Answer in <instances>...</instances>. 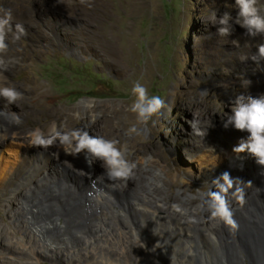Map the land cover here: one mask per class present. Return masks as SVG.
<instances>
[{
    "label": "rangeland",
    "instance_id": "374dc122",
    "mask_svg": "<svg viewBox=\"0 0 264 264\" xmlns=\"http://www.w3.org/2000/svg\"><path fill=\"white\" fill-rule=\"evenodd\" d=\"M257 6L264 15V0H257ZM0 7L10 9L13 24L23 25L26 31L19 40L9 33V50L0 56L11 72L9 86L26 91L22 97L31 104L49 102L54 112L46 119V111L37 105L33 110L36 120L25 123L28 132L13 135V144L4 143L5 160L14 165L18 156L31 155L35 146L29 129L39 128L47 135L55 123L61 131L79 128L116 141L117 147H126V158L135 166L128 180L109 181L100 161L93 163L90 172L83 154H73L71 147L58 140L47 149L35 147L50 173L42 180V189L27 196V216L39 209L33 199L39 193L38 203L55 210L61 225L68 220L60 237L67 239L68 249L58 258L41 254L56 263L31 254L35 244L21 242L22 234L12 220L15 211L25 215L24 193H16L10 201L13 208L0 202V232L9 230L27 256L10 255L3 250L2 240L0 264H215L230 257L215 252L214 245H227L230 239L238 244L245 264H254L239 233L220 222L216 225L205 203L207 193L217 190L212 184L214 173L220 176L228 170L232 178L251 181L241 185L243 205L228 197L234 219L238 222L264 214L263 168L257 164L246 179L245 167L239 171L230 167L235 156L247 165L255 160L247 152H233L230 132L235 128L224 127L232 104L221 105L222 100L240 94L264 95L255 90L264 86V61L248 69L264 36L251 37L234 22L229 36L218 34L224 13L233 21L237 17L236 0H0ZM137 82L166 105L147 125L131 111ZM32 89L35 97L27 95ZM84 101L92 107L88 112ZM3 116L0 111V129ZM194 121L203 134L193 130ZM211 142L215 143L213 157L203 158L202 150ZM46 151L51 153L49 162H45ZM145 198L153 199L157 213ZM172 211L195 218L188 222L174 219ZM157 226H176L187 231L189 239L175 233L156 237L162 251L151 253L142 235ZM58 239L53 243L63 246ZM123 242L126 253L120 254ZM140 251L150 252L155 260L144 261Z\"/></svg>",
    "mask_w": 264,
    "mask_h": 264
},
{
    "label": "clouds",
    "instance_id": "9594fccd",
    "mask_svg": "<svg viewBox=\"0 0 264 264\" xmlns=\"http://www.w3.org/2000/svg\"><path fill=\"white\" fill-rule=\"evenodd\" d=\"M236 5L239 11L234 21L227 12L219 18L218 34L229 36L234 22L246 29L247 34L251 37L264 36V15L261 14V10L257 6V0H236ZM9 33H12L16 40L26 35L23 25L13 24L12 11L0 7V56L9 50V45L6 42ZM251 60L256 64H261L264 61V44L258 46L257 53L251 57ZM5 71H8V66L4 60L0 59V97H3L8 104H15L22 99V94L14 87L5 86L7 81V76L4 75ZM247 83L251 84V81L249 80ZM132 94L135 96V100L131 105V111L136 114L139 122L147 125L154 117L162 114V110L166 106L164 99L158 95L150 96L146 87L139 82L134 85ZM202 94L206 95L207 90H204ZM231 104V115H228L224 121L225 129L232 126L238 131L250 134L246 140L241 139L239 141L238 145L233 148V152L251 154L255 157L257 164L264 168V95L253 97L240 94L235 96ZM11 116L13 119L9 121L10 124L19 125L22 123L20 116L15 113H11ZM198 125L199 122L194 121L193 130L198 135L203 134ZM29 136L32 145L42 149L51 147L58 140L61 145L71 147L73 154L77 156L83 154L89 167H92L94 162L100 161L105 170L104 174L109 181L128 180L135 167L126 158V147H117L116 141L90 135L84 129L61 131L53 123L47 135L36 128L29 132ZM3 140H7V136L0 132V141ZM212 184L217 190L207 193L208 199L205 201L207 211L213 219L223 225L232 230L238 229L239 225L234 219L228 197L231 195L243 205L245 195L241 185L251 184V181L245 183L239 178H232L230 173L225 171L214 178ZM173 208L180 211L176 205H173Z\"/></svg>",
    "mask_w": 264,
    "mask_h": 264
},
{
    "label": "bare ground",
    "instance_id": "6f19581e",
    "mask_svg": "<svg viewBox=\"0 0 264 264\" xmlns=\"http://www.w3.org/2000/svg\"><path fill=\"white\" fill-rule=\"evenodd\" d=\"M253 64H254V62L251 60L248 69L249 68L251 69ZM252 74L253 73H249V75H252ZM4 75L7 76V81H6V85L5 86H9L10 79H11V72L9 71V69H8V71L4 72ZM20 90L21 89H19L18 91L22 95H24L26 93V91H22L21 92ZM255 90L258 91L260 94H264V86H258ZM35 94H36L35 89H32L31 91L27 92V95L30 96V97H35ZM1 99L2 98L0 97V100ZM234 99L228 98V99H226L224 101L222 100L221 105L223 107H230L231 101L234 100ZM15 104H18L19 108H16V106L12 108V106H14V104H8L7 101H6V103L5 102L4 103L0 102V111L4 114V116L1 118V122L4 125L1 127L0 132H3L7 136V140L0 141V202L2 201V204L4 203L5 207L10 208V207H12V206H10V205H12V204H10V201L14 199L13 195L16 194V193L17 194L18 193L21 194L22 192L24 193V195H23V201H24L23 205H24V207L23 206L22 207H23V210H24L23 213L25 212V215L24 214L21 215V213H16V211H15L14 217H13V219L12 218L11 219L13 220L14 223H17L19 231L22 234V236L20 238L21 242L22 243H26V242L34 243L35 246H36V249L39 250V252H37L38 250H36V249L32 250L33 252H31V254H36V255L38 254L37 256L39 258H41L42 260L52 261L51 259H49L47 257H44L42 255L43 254L44 255L52 254L53 257L58 258L59 256H62L63 252L66 249H68V248H66L67 247L66 246L67 239L66 238L61 239L60 237L63 236L62 233L67 230L66 225H67V223L69 224V222H68V220H66L65 221V225H61L59 223V219H58L59 215L55 216L56 213L54 214L55 210L51 211V208L43 207L42 206V204H43L42 201H40V203H38V201H39L38 198H39V195H40L39 193L35 192V194H37L38 197L37 196L33 197L35 203L39 204V206H40L39 209L37 208L38 209L37 211H32L31 216H27L28 215V213H27V209L28 208H27V206H25V200L27 199V196H30L31 191L42 189L41 186L45 185V184H43L42 180L45 177L46 178L48 177V175L50 173L48 171H50V168L48 166L43 165V162H44L43 158L42 157H38L36 155L37 149L35 147L31 148L33 150L31 155H29V156H27L25 158L21 157V156H18L17 157V161L14 163V165H13V163H8L7 160H5L3 154L5 152H7V150L6 151L4 150L5 151L4 152L2 150V148L7 146L4 143H7L8 145H10L9 142L10 143L12 142L11 144H13V141H11L12 140V136L16 135L17 132H19L20 134H24V133L28 132V130H26L25 123L27 124V121H29V120H36L34 118L35 116H34L33 110L35 108H37L36 107L37 105L42 106L43 109L46 111V114H45L46 115L45 116L46 119H48L49 117H52L54 112H53V108L51 107L49 102H46V101H43V100H37L35 104H31L24 97H22V99L18 100L17 103H15ZM83 104H84V108H85V110L87 112H88V110H90L92 108L90 105H88L89 104L88 101H84ZM11 113H15L16 115L20 116L21 120H23V121L25 120V122H22L19 125L10 124L9 121L11 119H13V117L11 116ZM29 130H30V132L32 131V129H29ZM238 132L239 131L236 130V129H233L230 132V135H234L233 139H232V142H230L233 146H237L241 139H245L246 140L247 137L250 135L247 132H241V134L239 135L240 138L236 139L235 137H238L237 136ZM227 133H229V132H227ZM214 147H215V143L214 142L213 143L211 142V143L207 144L202 150V157L203 158L211 157L212 154L214 153ZM50 154L51 153L49 151H46L45 162L46 161L47 162L50 161V158H51ZM253 159L255 160V162H253L252 164L249 163L247 165V164L244 163V159L241 156H235L232 159H230V161H229L230 162V167H232L233 169L237 168L238 171L242 167L243 168L245 167L247 170L244 171V173H245L244 176H245L246 179H249L250 176L252 175L253 171H255L257 169V163H256L255 157ZM195 161H197V160H194V162ZM228 165H229V163H228ZM88 168L90 169V172H91V167L88 166ZM227 172L230 173V171H228V170H227ZM263 172H264V168H263ZM255 174H257V173H255ZM216 177H218L217 173H214L213 179L216 178ZM38 192H40V191H38ZM145 201L151 203L152 205H154L153 206L154 207L153 210L156 211V213L158 212V208H157L155 202H153V199H150V201L146 199ZM230 201H232V200H229V204H230V206L233 207V205H231L233 203H231ZM20 203H22V202L20 201ZM31 205H33V204H31ZM38 211H39V215L37 216V212ZM177 212H173L172 211V213H170V217L172 216V217H174V219L175 218H181V219H185L186 218V217H182L181 214L180 215L177 214ZM48 213H50V214H48ZM56 217H58V218H56ZM192 218H195V216L194 215H190V217H187L185 220L188 222V221L192 220ZM252 218H254V217H252ZM212 221L217 225V223H218L217 220H215V219L213 220L212 219ZM237 223H238L239 227H238V229H236V231L239 233V238H240L241 242L244 244V249L246 250V252L251 257L252 262L254 264H264V214L261 215V216L256 217L255 219L248 218V219H245L243 221H238ZM169 229L171 230V232H170ZM169 229L161 228V227H158V226L155 227V228H152L151 230L148 228L147 231L144 232L145 235L144 236L142 235L143 238H145L146 240L149 241V243L147 245L148 247L146 249L147 250L149 249V251L151 253L153 252L154 254L155 253L156 254L160 253L162 251V250H160V248L157 245L158 242L155 243V238L156 237H159V238L166 237V236H169L172 233H175L176 235H178V234L185 235L186 237L188 236V232L187 231H185V230L184 231H179L178 228H176V226H173V228L169 227ZM200 229L205 231L204 227H200ZM69 231H70V228H69ZM196 233L198 235L199 234L201 235L200 230H197ZM58 238H60V239H58ZM55 239H58L59 241H62L63 242V244H62L63 246H59L60 245L59 243H53L55 241ZM2 240L4 241L5 244L1 243ZM136 241H137V239H136ZM0 243L3 246L2 247L3 250L6 251L7 253H10V255L12 254V255L24 256V257L27 256V253L24 250V247H23V249H20V248L17 247V244H15V242L13 241L11 233L7 229H6L5 233L4 232H0ZM125 245L126 244L124 242L120 243V252L118 251L120 254L126 253ZM64 248H66V249H64ZM213 248H214L215 252L220 253V254H228V256L230 257L229 260H228V258H224L223 261H221V260L214 261L215 264H245L243 256H242V254H240V249H239L238 244L235 243L232 239H230V242L227 245L215 244ZM170 249H171V247H170ZM143 251H140L143 254H141V255L139 254V257L144 258L145 259V260L143 259L144 261H146V260L147 261L155 260L151 256L150 252H147V251L143 252ZM187 251H189V250H187ZM29 252H30V250H29ZM138 253H139V251H138ZM171 253H172V251H171ZM36 255H34V256H36ZM27 258H29V256ZM121 258H123V257H121ZM52 262H55V261H52ZM202 263H200V264H202Z\"/></svg>",
    "mask_w": 264,
    "mask_h": 264
}]
</instances>
